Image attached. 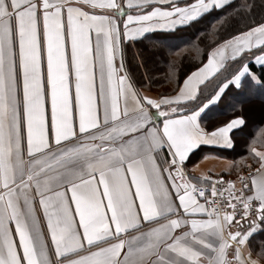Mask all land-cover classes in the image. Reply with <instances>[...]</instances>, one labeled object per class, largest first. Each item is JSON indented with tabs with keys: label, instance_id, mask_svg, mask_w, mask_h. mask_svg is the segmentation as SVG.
<instances>
[{
	"label": "snow or ice",
	"instance_id": "1",
	"mask_svg": "<svg viewBox=\"0 0 264 264\" xmlns=\"http://www.w3.org/2000/svg\"><path fill=\"white\" fill-rule=\"evenodd\" d=\"M213 12L251 24L179 83ZM241 137L247 174L190 175ZM0 264H264V0H0Z\"/></svg>",
	"mask_w": 264,
	"mask_h": 264
},
{
	"label": "trees",
	"instance_id": "2",
	"mask_svg": "<svg viewBox=\"0 0 264 264\" xmlns=\"http://www.w3.org/2000/svg\"><path fill=\"white\" fill-rule=\"evenodd\" d=\"M239 2V0H237ZM221 12H213L211 15L204 16L198 23H195L191 28L185 31V36L190 38V43L183 46L181 51L174 54L170 59L175 62L176 68L178 69L179 83H182L183 78L192 71L197 70L206 62L208 53L218 44L222 43L224 40L229 39L232 35L237 34L238 30H246V25H250L251 22L247 19L244 21H237L229 19L226 23L221 24L218 21V17L223 16ZM259 20V17H256ZM137 47H142L138 45ZM202 51V55L197 54V49ZM132 51L133 49L129 46L128 49V63H132ZM257 52L256 49L252 50ZM257 54H259L257 52ZM169 69L164 66H153L151 70L147 73V77L144 75V70H140L139 74V84L141 86L142 92H151L155 95L160 94H171L176 88L177 80L168 78ZM256 121L260 120V115L257 113L254 117ZM247 141L245 138H238L237 150L233 152H219L218 156L236 161L243 172L247 171L246 164H251L254 167L250 157L245 161L241 162L239 157L246 156L247 152L244 148V144ZM203 148L196 153L195 156L191 157V162L187 164H193L197 161L201 155H203ZM236 176V170L234 168L233 174ZM223 177V176H221ZM226 177V176H224Z\"/></svg>",
	"mask_w": 264,
	"mask_h": 264
},
{
	"label": "crops",
	"instance_id": "3",
	"mask_svg": "<svg viewBox=\"0 0 264 264\" xmlns=\"http://www.w3.org/2000/svg\"><path fill=\"white\" fill-rule=\"evenodd\" d=\"M194 2H195V0H187V3H194ZM218 46H219V44L217 46H215L214 48H216ZM211 51H212V49H211ZM144 93L149 95V96H152V97L157 96L151 92H144ZM202 148L204 151L203 155H201V157L197 161L194 162L197 164V167H195L193 169V164H190V165L187 164V168L190 171V175L199 176L202 173H204V174H207L211 178L226 176L228 178L236 179V176L232 175L234 168L229 169V165L233 162L232 160L220 157V156H218L217 153H215V154L208 153L207 152V146H202ZM206 154H207L208 158H202ZM229 172L231 174H229ZM244 173L247 174V172H244Z\"/></svg>",
	"mask_w": 264,
	"mask_h": 264
},
{
	"label": "built area",
	"instance_id": "4",
	"mask_svg": "<svg viewBox=\"0 0 264 264\" xmlns=\"http://www.w3.org/2000/svg\"><path fill=\"white\" fill-rule=\"evenodd\" d=\"M221 177H216V178H212V180H219ZM225 181L227 180H235V179H232V178H228V177H222ZM226 187V185L224 186ZM237 187H239V185H237Z\"/></svg>",
	"mask_w": 264,
	"mask_h": 264
},
{
	"label": "rangeland",
	"instance_id": "5",
	"mask_svg": "<svg viewBox=\"0 0 264 264\" xmlns=\"http://www.w3.org/2000/svg\"><path fill=\"white\" fill-rule=\"evenodd\" d=\"M209 54V53H208ZM247 172V171H246Z\"/></svg>",
	"mask_w": 264,
	"mask_h": 264
}]
</instances>
